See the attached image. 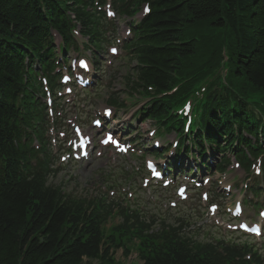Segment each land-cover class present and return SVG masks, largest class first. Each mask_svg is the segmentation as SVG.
Segmentation results:
<instances>
[{"label":"trees","instance_id":"1","mask_svg":"<svg viewBox=\"0 0 264 264\" xmlns=\"http://www.w3.org/2000/svg\"><path fill=\"white\" fill-rule=\"evenodd\" d=\"M125 1L130 5L123 14L130 16L144 2L152 5L129 47L136 64L128 65L125 75L129 93L151 98L141 111L143 121L174 128L173 120H161L199 76L226 57L227 78L204 104L202 132L194 141L206 142L216 153L234 143L261 152L264 123L251 101L257 97L264 104V0ZM89 2L0 0V264H124L114 257L118 250L124 260L136 255L130 264H262L256 253L251 263L241 260L251 253L248 245L186 234L187 216L175 224L161 218L156 230L157 219L141 205L125 210L101 194L65 193L49 182L57 171H48V160L47 173L36 174L30 166L36 153L30 143H21L22 130L41 141L32 125L43 123L34 67L51 69V31L65 35L69 19L91 46L103 49L104 20ZM176 86L172 96L157 98ZM110 100L117 104L118 98ZM104 183L110 187L117 181L107 175Z\"/></svg>","mask_w":264,"mask_h":264},{"label":"rangeland","instance_id":"2","mask_svg":"<svg viewBox=\"0 0 264 264\" xmlns=\"http://www.w3.org/2000/svg\"><path fill=\"white\" fill-rule=\"evenodd\" d=\"M120 67V68H119ZM121 70V74L122 77L126 72V67L125 65H121V63L119 61L114 62L113 64V70H111L110 72H105V74L103 76H101L100 81H108L109 78H113L114 81L112 82L111 87H109L108 89L105 88H100L99 91L96 93H87L83 96L85 98V103H86V107L83 110H79V107L77 106V109L80 111V113L82 114V116L85 118L86 115L88 113H91L94 109H96L99 106H104L106 103V99L108 98L109 95H117L120 97V100L122 101H126L127 104V109L126 110H122L120 111L119 114V119H123L125 124H128L131 119L130 115L131 113L135 112L137 110V108L141 107L143 105V101H140L138 103H135L133 105V107H130L129 103L132 101H127L126 96L124 93H122V89H123V85L120 82V76L115 74V71L117 69ZM108 84V82L106 83V85ZM105 85V87H107ZM124 112V113H122ZM70 118H67V120H69ZM61 125L64 126V124L61 121H58L57 124V129L58 130H62L65 129L61 128ZM153 127V124L150 121L147 122H143L140 124L139 126V136H140V142L147 144V139L148 137L146 136V132ZM86 129H89L88 125L86 126ZM63 133V131H62ZM163 141L167 139L166 136L163 135ZM103 158H93L92 160H90L88 163H71V164H67L63 167H61L59 169V171L57 172V174L55 176H53L49 182L52 185H56V186H60L65 193L74 195V196H78V197H82V196H95L97 195V193L99 192V190H102V186H100L99 184L101 183L100 181L103 179V176L108 175V174H113L112 176H116V172L114 173L113 171H117L114 170V167L116 164H113L110 160L111 156L108 154V152H105L102 156ZM118 161V160H117ZM121 164L125 165V166H130V163L123 161V160H119ZM118 177V176H116ZM146 196L149 197V195ZM146 196L144 194H142L139 198L141 200V204L145 205L147 207V209L150 210V214H155V216L157 217V221L155 224V229L157 230V226H158V220H160L161 218H164L166 220L167 223L169 224H175L176 222L178 223L179 220H177L179 217H184L185 215H190L191 220H189V224L191 223H195L194 227H191L190 230L194 233H198L196 236V239L198 240H206V239H221V235L219 234L218 231L214 230V229H210L207 230L206 228V222L208 219L205 220V222L203 223V227L205 228V232H203V230H199L197 231V224L201 223V212L199 210H190L191 207L189 206H184L182 210H178V211H171L168 213H165L161 207L159 209V207L157 206L158 204H150L148 203ZM192 204V203H190ZM193 207H195L194 205H192ZM192 207V208H193ZM117 221H114V223H116ZM200 229V228H198ZM209 231V232H207ZM241 239L240 241H243L244 239L236 236V238L234 237L233 240L234 241H239L238 239ZM229 239V238H228ZM228 239H226L225 241H229ZM254 246L259 245L258 242H253ZM122 252L121 250H118L114 253V257L116 260H118L119 262H123L124 264H129V263H134L135 260V255L132 254L130 255L127 259H123L122 258ZM264 257V256H263Z\"/></svg>","mask_w":264,"mask_h":264},{"label":"snow or ice","instance_id":"3","mask_svg":"<svg viewBox=\"0 0 264 264\" xmlns=\"http://www.w3.org/2000/svg\"><path fill=\"white\" fill-rule=\"evenodd\" d=\"M111 14V13H110Z\"/></svg>","mask_w":264,"mask_h":264}]
</instances>
